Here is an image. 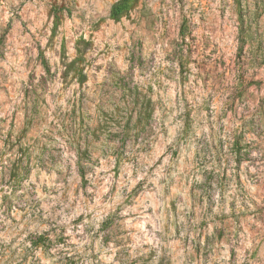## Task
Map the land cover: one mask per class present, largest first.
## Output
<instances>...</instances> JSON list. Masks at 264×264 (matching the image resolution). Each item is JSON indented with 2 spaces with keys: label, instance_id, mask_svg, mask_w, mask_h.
<instances>
[{
  "label": "rangeland",
  "instance_id": "1",
  "mask_svg": "<svg viewBox=\"0 0 264 264\" xmlns=\"http://www.w3.org/2000/svg\"><path fill=\"white\" fill-rule=\"evenodd\" d=\"M119 1L0 0V264H264V0Z\"/></svg>",
  "mask_w": 264,
  "mask_h": 264
},
{
  "label": "trees",
  "instance_id": "2",
  "mask_svg": "<svg viewBox=\"0 0 264 264\" xmlns=\"http://www.w3.org/2000/svg\"><path fill=\"white\" fill-rule=\"evenodd\" d=\"M127 1L128 0H120L114 7H113V11L112 14L114 17H119L120 14H122V12L127 8ZM241 25H240V33L242 35H245L249 38H251L253 35L251 34V30L246 31L245 27H244V20H241Z\"/></svg>",
  "mask_w": 264,
  "mask_h": 264
}]
</instances>
